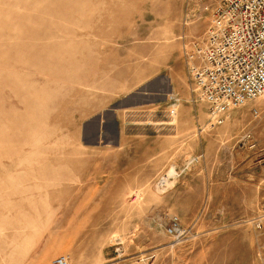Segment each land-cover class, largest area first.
I'll list each match as a JSON object with an SVG mask.
<instances>
[{
    "label": "rangeland",
    "instance_id": "1",
    "mask_svg": "<svg viewBox=\"0 0 264 264\" xmlns=\"http://www.w3.org/2000/svg\"><path fill=\"white\" fill-rule=\"evenodd\" d=\"M206 2L0 0V264H264V96L170 78Z\"/></svg>",
    "mask_w": 264,
    "mask_h": 264
},
{
    "label": "built area",
    "instance_id": "2",
    "mask_svg": "<svg viewBox=\"0 0 264 264\" xmlns=\"http://www.w3.org/2000/svg\"><path fill=\"white\" fill-rule=\"evenodd\" d=\"M201 12L208 25L199 36H179L181 56L189 101L204 103L208 120L220 124L232 109L264 96V0H207ZM165 104L173 118L180 97L169 93ZM55 264L68 263L58 256Z\"/></svg>",
    "mask_w": 264,
    "mask_h": 264
},
{
    "label": "crops",
    "instance_id": "3",
    "mask_svg": "<svg viewBox=\"0 0 264 264\" xmlns=\"http://www.w3.org/2000/svg\"><path fill=\"white\" fill-rule=\"evenodd\" d=\"M174 52H175V54L177 56L176 57L177 58L176 60H177V63H178L179 66H177L176 68L172 69L174 75H172V76L170 75V78H174V77L176 78V77L179 76V74L180 75L181 74L183 75V73H184V63H183V59H182V56H181V46H180V48L176 47V49H174ZM180 66H181L182 69H180ZM183 88H186V87L184 86ZM99 122L101 123V120L98 117V128H99ZM97 132H98V129H97ZM128 177L129 178H135V176H132V175L131 176H128Z\"/></svg>",
    "mask_w": 264,
    "mask_h": 264
}]
</instances>
